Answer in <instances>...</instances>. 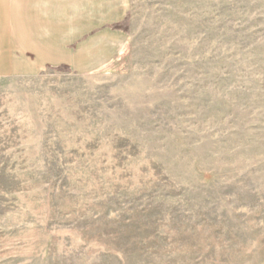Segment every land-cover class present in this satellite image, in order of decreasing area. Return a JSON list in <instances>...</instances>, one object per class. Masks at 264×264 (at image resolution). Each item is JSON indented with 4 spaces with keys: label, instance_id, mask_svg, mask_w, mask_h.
I'll return each instance as SVG.
<instances>
[{
    "label": "rangeland",
    "instance_id": "rangeland-1",
    "mask_svg": "<svg viewBox=\"0 0 264 264\" xmlns=\"http://www.w3.org/2000/svg\"><path fill=\"white\" fill-rule=\"evenodd\" d=\"M89 75L0 79V264H264V0H131Z\"/></svg>",
    "mask_w": 264,
    "mask_h": 264
},
{
    "label": "crops",
    "instance_id": "crops-1",
    "mask_svg": "<svg viewBox=\"0 0 264 264\" xmlns=\"http://www.w3.org/2000/svg\"><path fill=\"white\" fill-rule=\"evenodd\" d=\"M131 0H0V79L47 68L89 75L127 42Z\"/></svg>",
    "mask_w": 264,
    "mask_h": 264
}]
</instances>
